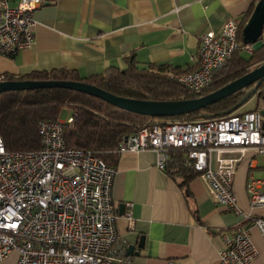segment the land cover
I'll return each mask as SVG.
<instances>
[{
  "label": "built area",
  "instance_id": "obj_1",
  "mask_svg": "<svg viewBox=\"0 0 264 264\" xmlns=\"http://www.w3.org/2000/svg\"><path fill=\"white\" fill-rule=\"evenodd\" d=\"M43 4L17 0L11 6L10 0H0V55L12 58L31 47L33 13ZM238 29L239 23L228 19L219 34L201 36L198 67L170 76L188 96L199 97L210 88L214 75L240 47ZM243 50L250 54L252 46L246 44ZM3 79L0 76V82ZM72 120L73 115L66 122L39 121L37 151L8 152L0 138V264L12 253L17 255L14 264H133L116 232L111 198L115 168L91 151L65 144L63 127ZM263 124L259 111L149 122L123 137L116 153L152 151L157 169L166 171L171 153L183 151L182 166L198 174L216 204L245 221L222 236L218 264H251L256 251L250 229L264 240V218L244 215L236 207L232 181L246 149L264 156ZM213 151L218 153L214 169ZM246 190L252 207L264 206V179L250 177Z\"/></svg>",
  "mask_w": 264,
  "mask_h": 264
},
{
  "label": "crops",
  "instance_id": "obj_2",
  "mask_svg": "<svg viewBox=\"0 0 264 264\" xmlns=\"http://www.w3.org/2000/svg\"><path fill=\"white\" fill-rule=\"evenodd\" d=\"M257 2L44 0L33 13L31 47L12 58L0 55V76L67 70L87 78L109 67L125 70L130 58L140 67L167 65L179 75L188 73L198 67L200 37L219 34L228 19L242 23ZM217 157L213 151V169ZM156 163V154L144 151L120 154L113 165L116 232L127 248L133 247L127 256L133 264H218L222 236L245 221L216 204L198 177L184 185ZM250 177L264 179V156L246 149L235 168L232 193L244 215L264 218V206L250 204ZM250 239L256 251L251 264H264L262 236L251 228Z\"/></svg>",
  "mask_w": 264,
  "mask_h": 264
},
{
  "label": "trees",
  "instance_id": "obj_3",
  "mask_svg": "<svg viewBox=\"0 0 264 264\" xmlns=\"http://www.w3.org/2000/svg\"><path fill=\"white\" fill-rule=\"evenodd\" d=\"M253 8L239 24L237 34L239 49L232 54L225 67L214 75L210 88L202 95L221 88L264 61V42L250 54L243 50L246 44L242 41V28ZM125 63V70L109 67L104 73L87 78H80L75 72L67 70H52L32 72L18 77L4 75L2 82H79L95 86L114 96L136 100L171 101L193 98L188 96L186 91L170 77L171 74H178L177 70H171L167 65L140 67L132 58L125 60ZM246 90L238 91L219 103L209 106L202 113L216 115L228 110ZM254 96L264 97V82ZM65 107H69L73 112L72 123L64 124L63 127L65 144L68 147L91 151L109 166H113L118 158L116 149L121 139L134 134L139 126L156 121H197L201 120L202 114L196 112L180 117L158 119L129 113L97 98L65 89L5 92L0 94V138L6 151L39 150L41 147V138L38 133L39 121L57 120ZM183 154V151L171 153V161L166 172L170 176L180 177L185 185L189 180L197 178L198 174L182 166ZM171 169L176 171L170 172Z\"/></svg>",
  "mask_w": 264,
  "mask_h": 264
},
{
  "label": "water",
  "instance_id": "obj_4",
  "mask_svg": "<svg viewBox=\"0 0 264 264\" xmlns=\"http://www.w3.org/2000/svg\"><path fill=\"white\" fill-rule=\"evenodd\" d=\"M264 27V0H259L242 28V41L245 44L257 48L260 43L259 39L262 35ZM259 47V46H258ZM264 82V61L255 66L252 70L242 75L241 77L229 82L221 88L199 97L171 100V101H154V100H136L114 96L95 86L87 85L79 82L69 81H14L1 82L0 94L11 91H32L40 89H65L88 96L97 98L105 103L111 104L121 110L129 113L146 116L150 118H174L191 113L204 111L211 105L219 103L225 98L233 95L238 91L245 90V93L239 100L228 110L219 112L216 115L202 113L201 119H212L215 117H224L239 110L249 99L254 96ZM264 100V97H263ZM264 117V111H260ZM264 128V124H263ZM139 247L143 246V238L139 241ZM133 253V247L127 248V254Z\"/></svg>",
  "mask_w": 264,
  "mask_h": 264
},
{
  "label": "rangeland",
  "instance_id": "obj_5",
  "mask_svg": "<svg viewBox=\"0 0 264 264\" xmlns=\"http://www.w3.org/2000/svg\"><path fill=\"white\" fill-rule=\"evenodd\" d=\"M260 43L264 42V33L261 35L260 38ZM260 43L258 44V46H260ZM257 46V47H258ZM254 49V48H253ZM247 110H251V111H264V100L263 97L259 98L256 96H253L249 99V101L244 104L239 110V112H243V111H247ZM73 115L72 110L69 107H66L64 109L61 110L60 115H59V120L62 122H66L67 119ZM17 260V255L16 253H12L9 255L8 258H6L3 262H1V264H14Z\"/></svg>",
  "mask_w": 264,
  "mask_h": 264
}]
</instances>
